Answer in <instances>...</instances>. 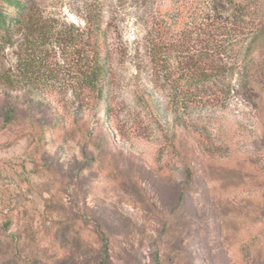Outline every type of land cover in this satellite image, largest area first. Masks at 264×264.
Masks as SVG:
<instances>
[{"label": "rangeland", "instance_id": "obj_1", "mask_svg": "<svg viewBox=\"0 0 264 264\" xmlns=\"http://www.w3.org/2000/svg\"><path fill=\"white\" fill-rule=\"evenodd\" d=\"M251 2L264 26V0ZM34 6L67 24L100 19L111 70L94 104L25 74L53 55L37 58L21 34L1 52L14 82L0 83V264H264V38L248 101L190 107L176 124L168 85L135 64L141 0ZM157 110L176 148L147 127Z\"/></svg>", "mask_w": 264, "mask_h": 264}, {"label": "trees", "instance_id": "obj_2", "mask_svg": "<svg viewBox=\"0 0 264 264\" xmlns=\"http://www.w3.org/2000/svg\"><path fill=\"white\" fill-rule=\"evenodd\" d=\"M141 1L147 8L142 36L135 39V64L138 70H147L151 82L168 85L166 101L174 107L173 122L178 124L190 107L220 108L231 100L251 98L255 87L250 70L264 38L251 0ZM35 2L0 0V54L21 34L37 58L53 55L44 70H23L25 74L72 83L82 100L105 103L111 48L101 20L67 24L40 15ZM13 82L7 70H0V83ZM149 115L147 127L155 133L158 129L164 145L176 148L172 139L176 130L162 127L158 110ZM103 118L118 130L105 106Z\"/></svg>", "mask_w": 264, "mask_h": 264}]
</instances>
